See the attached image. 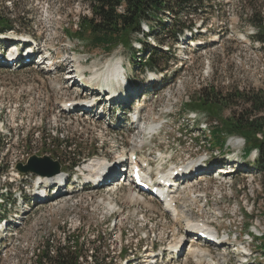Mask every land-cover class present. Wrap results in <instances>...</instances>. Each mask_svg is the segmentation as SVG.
Listing matches in <instances>:
<instances>
[{
    "label": "rangeland",
    "instance_id": "374dc122",
    "mask_svg": "<svg viewBox=\"0 0 264 264\" xmlns=\"http://www.w3.org/2000/svg\"><path fill=\"white\" fill-rule=\"evenodd\" d=\"M212 5L196 18L197 40L186 37L174 45L169 50L167 70L154 77L142 70L149 53L139 42L134 43V58L121 47L112 54L92 52L69 38L68 32L77 30L80 18L92 15L88 0H0V12L15 22L19 32L9 39L0 36V46L19 44L23 36L33 40L35 45L30 49L39 54L24 68L0 64V192L5 193L0 212L7 209L8 220L18 214L22 221L16 227L18 221L11 218L8 230L0 235V264H35L45 243L64 244L69 235L85 239L89 249L105 259L102 264H114L119 261L120 249L126 244L133 247L145 233L143 218L161 223L173 220L158 202L113 186L108 194L87 187L78 190L74 185L71 193L63 191L64 197L29 205L30 211L24 213L26 209L19 207L25 194L20 197L18 192L34 173L19 174L18 167L28 166L33 157L59 160L64 170L78 156L86 161L89 158L84 165L133 152L151 160L153 169L162 170L173 163L191 164L201 158L222 164L228 154L244 164H255L258 154L246 158L242 139L229 140L225 151L211 147V120L184 116V105L190 98L213 87L223 95L232 90L264 93V43L257 40V30L249 23L253 17L264 20V0H213ZM202 20L208 25L200 27ZM143 30L148 32L146 26ZM147 44L154 48L157 42L151 36ZM163 49L167 51V47ZM41 58L44 64L38 65ZM117 64H123L131 84L128 103H104L107 110L101 116L97 110L88 115L63 111L64 103L92 94L85 84L100 81ZM71 71L85 77L69 82ZM235 104L240 113L244 104ZM133 110L140 111L142 118L138 129L133 128V118L127 121ZM229 114L227 110L223 115ZM150 127L155 129L152 134L144 132ZM65 143H73L71 152L62 150L60 145ZM158 152L164 154V161L159 160ZM92 153L94 157H89ZM33 166L45 172L54 169L49 162L36 161ZM209 174L193 183L196 195L205 192L208 196L207 208L194 214L203 216L225 239L230 236L238 245L247 240L244 245L256 258L251 264H264V238L251 234V228L256 227L257 234L264 236V175L243 166L222 181ZM183 187L176 194L181 203H185L189 186ZM204 202L199 205L204 206Z\"/></svg>",
    "mask_w": 264,
    "mask_h": 264
},
{
    "label": "trees",
    "instance_id": "16d2710c",
    "mask_svg": "<svg viewBox=\"0 0 264 264\" xmlns=\"http://www.w3.org/2000/svg\"><path fill=\"white\" fill-rule=\"evenodd\" d=\"M88 2L92 7V15L81 17L77 30L68 32L69 38L92 52L112 54L121 47L134 58V43L139 42L149 53L142 63V70L151 72L167 70L166 66L171 61L168 57L169 50L185 32L193 33L197 26V17L213 8V0H88ZM254 18L256 19V17L249 19V23L257 30V40L264 43V20ZM14 23L10 17L0 12V33L14 31ZM207 25L204 20L201 21L200 26ZM145 26L148 32L143 30ZM198 34L199 32L194 34V38H197ZM161 35L165 38L161 39ZM151 36L157 42L154 48L147 44V39ZM164 47H167V51L163 49ZM206 91L192 96L184 105V113L194 111L211 120L209 131L211 147L225 151L229 138L243 139L245 156L257 151L256 167L264 175V93L250 95L232 90L223 95L214 87L209 92ZM235 101L244 104L240 113L239 109H234L239 107L237 104L234 105ZM227 110H230V114L225 117L223 114ZM2 142L0 134V148ZM60 147L66 152H71L73 143L61 144ZM77 158L74 163H70L71 170L82 160L79 156ZM0 196H3L1 192ZM5 213L4 211L3 214ZM72 238L73 236L69 235L64 244L59 245L45 243L36 254L35 264H80V255L73 247L77 240L72 241ZM72 242L75 244H71ZM83 257L87 260V256ZM93 260L94 264L102 261L98 256H94Z\"/></svg>",
    "mask_w": 264,
    "mask_h": 264
},
{
    "label": "bare ground",
    "instance_id": "6f19581e",
    "mask_svg": "<svg viewBox=\"0 0 264 264\" xmlns=\"http://www.w3.org/2000/svg\"><path fill=\"white\" fill-rule=\"evenodd\" d=\"M44 64V63H43ZM123 67H121L119 64H117V65H115L114 66V68L112 69V70H109L108 72H107V74H106V78H108L109 76L111 77H114L115 79H119V78H122V77H124V74H123ZM73 76H71V78H72ZM69 82H71L70 80H69ZM76 82V81H75ZM74 82V83H75ZM74 86V85H73ZM108 96H110V95H108ZM149 129V131H154L155 129H154V127H150V128H148ZM102 162H105V161H98V160H96V161H93V162H90L87 166H86V168H87V170L88 171H94L95 170V168L98 166V165H100ZM138 163H135V164H133L132 165V167H134V165H137ZM189 166H192V169H193V171H199L200 170V166H199V161H197V162H194V163H191V164H189ZM40 174H41V176H44V178H47V179H54V178H56V177H58L57 175H54V176H50V174H51V172H45V171H40ZM229 176V174L228 175H226V176H223V178L225 179V177H228ZM188 186H190V185H188ZM193 187L194 186H191L190 187V190H188V191H186V195L184 196L185 198L186 197H189L191 200H192V202L193 203H198V196H195L196 195V193H195V191H193ZM188 188V187H187ZM183 190H184V188H183ZM179 193V192H178ZM184 195V194H183ZM62 197H64V196H60V198H62ZM173 197V196H172ZM136 198H133V200H135ZM140 199V198H139ZM140 201H142L141 199H140ZM173 201L174 202H177V200L175 199V198H173ZM181 201V200H180ZM184 202V201H183ZM181 203V202H180ZM183 204V205H182ZM197 209L199 210V211H201L202 210V206H199V207H197ZM191 209H188V207H187V204H185V203H181L179 206H177L175 209H174V211H173V219L176 221V222H185L187 225H188V227L189 228H191L190 227V224L191 223H193V214L191 213ZM213 230V232H216V230L215 229H212ZM189 231V230H188ZM189 234L190 233H192L191 231L190 232H188ZM194 252H195V250H193Z\"/></svg>",
    "mask_w": 264,
    "mask_h": 264
},
{
    "label": "built area",
    "instance_id": "2783aa9c",
    "mask_svg": "<svg viewBox=\"0 0 264 264\" xmlns=\"http://www.w3.org/2000/svg\"><path fill=\"white\" fill-rule=\"evenodd\" d=\"M145 226L146 224H143L144 228ZM160 227L161 229L158 226L150 225L149 228H145L146 230L145 234L141 239L143 242L142 250L144 252V258L142 260V264H148V263L174 264L173 262L169 263V260H171L172 257V255L170 254V249L172 247H175V244L177 243V239L175 236L173 237V235L170 236L169 231L166 228H164L163 225H161ZM153 244H157L168 250V253L166 254L165 258L152 259V257H150L152 256L150 251ZM129 253L131 254L132 250H130ZM175 264H180V261Z\"/></svg>",
    "mask_w": 264,
    "mask_h": 264
},
{
    "label": "water",
    "instance_id": "95a60500",
    "mask_svg": "<svg viewBox=\"0 0 264 264\" xmlns=\"http://www.w3.org/2000/svg\"><path fill=\"white\" fill-rule=\"evenodd\" d=\"M36 161H40V162H49V163H51V164H53V162H52V160L51 159H45V160H42V159H40V158H37V157H33V158H31L30 159V161H29V165L28 166H22V165H20L19 167H18V172H20V173H22V174H29V173H31V172H33V173H39L40 174V171H42V170H38V169H36L33 165H34V162H36ZM54 173H59L60 172V167H59V165L58 164H54Z\"/></svg>",
    "mask_w": 264,
    "mask_h": 264
}]
</instances>
